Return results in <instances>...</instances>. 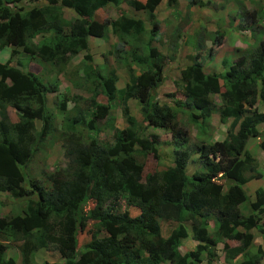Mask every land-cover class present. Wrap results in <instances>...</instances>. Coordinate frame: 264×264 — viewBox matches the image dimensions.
I'll list each match as a JSON object with an SVG mask.
<instances>
[{"label":"trees","instance_id":"1","mask_svg":"<svg viewBox=\"0 0 264 264\" xmlns=\"http://www.w3.org/2000/svg\"><path fill=\"white\" fill-rule=\"evenodd\" d=\"M160 1L0 0V49L10 48L9 59L0 61V192L22 200L20 211L0 214V264H17L6 255L7 242L18 249L20 264H33L36 252L49 248L61 260L42 264H211L218 249L229 264L261 263L263 245H256L255 252L251 247L253 228L264 239V221L258 222L264 215V187L255 190L251 201L243 185L263 176L247 144L263 135L259 105L264 108V29L258 45L246 49L223 73L204 72L202 58L192 55L174 80L183 99L160 102L155 90L164 80L165 57L153 45L159 25L153 13ZM187 3L204 7L210 2ZM121 4L145 12L146 19L133 12L94 18L99 9ZM176 5L177 0H167L168 7ZM65 8L74 12L72 19L64 17ZM243 11L245 23L261 18L255 9ZM262 18L264 23V13ZM111 34L116 42L108 52L126 72L122 87L113 68L94 63L87 53L91 35L108 40ZM37 35L39 41H34ZM224 40L225 33L215 30L214 45ZM20 48L58 66V72L67 56L84 52L83 74L100 88L92 89L89 98H70L66 85L62 99L55 97L59 112L69 101L81 99L84 104L61 124L66 166L45 179L27 175L25 184L23 167L57 129L46 97L58 94L60 86L57 79L44 82L37 73L12 65ZM100 94L106 103L97 100ZM130 99L139 105L140 122L130 111ZM114 100L121 104L125 127H116L109 113ZM8 108L16 120L9 118ZM178 111L196 125L198 143H189ZM214 112L221 123L231 119L223 138L207 137ZM103 118L111 132L100 139L97 121ZM143 126L170 132L172 145V164L146 174L144 163L148 155L158 154L159 137ZM256 147L264 151V137ZM194 153L199 168L188 174ZM225 181L231 184L226 187ZM243 202L248 203L247 214L241 212ZM89 223L92 239L79 247L78 234ZM186 238L194 244L188 251L180 248ZM229 240L238 244L231 246Z\"/></svg>","mask_w":264,"mask_h":264},{"label":"rangeland","instance_id":"2","mask_svg":"<svg viewBox=\"0 0 264 264\" xmlns=\"http://www.w3.org/2000/svg\"><path fill=\"white\" fill-rule=\"evenodd\" d=\"M144 1V0H140ZM178 4L175 7H168L167 0H161L154 10V15L159 22L158 33L156 39L153 41V45L156 46L165 56L163 70L164 80L161 85L157 87L156 99L160 102H169L172 104V100L175 98L183 99L181 93L175 89L174 80L179 77V71L184 64L190 60V55L198 53L203 62L204 72L223 73L226 66L235 62L240 54L245 53L246 49L249 50L252 46L254 48L258 45L261 37V31L264 29L263 13H264V0H204L210 2L208 6L200 7L199 10L190 17L188 14V6L181 8V5L187 3L188 0H177ZM254 2V3H252ZM27 3V1H26ZM16 6V5H15ZM14 6V7H15ZM190 6V5H189ZM197 6V5H195ZM18 7V6H16ZM255 9L259 13L261 18L257 19L256 23H245L242 19L245 17L243 10ZM242 11V14H241ZM135 13L143 19H146V13L143 11L134 12L126 4H121L119 8L113 5H107L99 9L94 18L98 21L110 17L116 18L120 13ZM64 17L66 19H72L75 15L71 9H64ZM242 23V25H240ZM220 29L225 33V40L220 46H215L213 42L214 30ZM247 36V39L244 37ZM39 35L34 38V41H39ZM116 42L115 37L111 34L108 40H104L101 37H90V48L87 51L89 55L93 57V62L99 65L106 64L109 68H113L118 75V87L124 86L127 81L126 72L124 67L116 62L114 56L108 51L112 50L113 43ZM234 42L237 45L234 46ZM245 45L247 46L245 49ZM18 52L14 54L11 59V64L19 67L23 71H31L37 73L42 81L48 82L53 79H57L59 82V92L49 93L46 97L48 108L54 113V122L56 124V130L53 135L48 137L45 142H41L39 149L34 154V157L29 164L23 167V173L25 176L24 184L28 176L39 177L45 179L46 174L50 171L58 170V168L65 167L67 159L64 154V147L62 141V126L61 124L67 120V117L75 116V109L83 108V101L77 99L76 103L68 102V106L63 112H59L56 106V99H62V89L64 86H68L69 95L71 98L73 95L81 96L82 98H89L93 93L92 89L100 91V88L95 86L91 80L85 78L83 55L84 52H79L75 55H69L64 62V68L58 72V66L53 63H47L41 58L36 56L30 57L23 52V50L17 49ZM10 48L4 47L0 49V61H6L9 59ZM226 62V65L223 64ZM57 97V98H55ZM215 103H219L218 96L213 97ZM97 100L106 103V97L100 94ZM111 103L110 115L114 117V124L118 128L126 126V122L121 114V104L118 100H114ZM130 111L138 122L142 121V116L139 110V105L135 104V101L129 100ZM259 110L264 112L263 106L259 105ZM8 116L14 121L16 120L15 113L12 109L8 108ZM177 119L180 126L186 129L189 143L195 144L199 142L200 134L195 124L190 122L186 112L178 111ZM105 118L97 121V125L102 128L98 137L105 139L110 137L109 129L104 126ZM231 119H228L225 123L219 121V115L214 112L210 118V128L208 129L207 137L210 139L223 138L226 135V128L229 126ZM147 133H156L159 137V152L157 155H148L144 163V174L153 172L155 170L162 169L172 164V145L170 132L164 130L162 127L156 126H143ZM39 125L36 123V129ZM264 137V124L260 125ZM251 138L248 141L247 148L258 153V158L262 163L263 151L256 147L258 142L263 138ZM208 139V138H206ZM256 157V155H255ZM139 158V157H138ZM257 159V161H258ZM139 161L144 162V159L139 158ZM259 162V161H258ZM199 168L197 161V154L194 153L187 165V173L191 174L194 170ZM225 186L231 184L229 181ZM264 184V178L253 179L243 185V188L251 201L254 199L255 190ZM224 190V189H223ZM4 192H0V214H8L11 212L20 211V205L22 200L17 201L12 199ZM122 204V203H121ZM248 203L243 202L240 205L241 212L247 214L249 209ZM124 206H122L123 208ZM130 213L134 215L135 209H129ZM214 220V219H212ZM264 221V215L258 220L259 224ZM91 224L89 223L87 228L80 231L78 234V245L83 246L92 239V232L90 230ZM210 228L213 229V222L211 221ZM254 242L251 247V251H256V245H263L264 239L260 232L253 228ZM229 245H237L238 243L232 240L227 241ZM7 257L12 256L16 259L17 264H20V256L18 249L13 243L7 242ZM221 247V246H220ZM182 250L188 251L194 248V244L190 238L183 239L181 242ZM218 255L216 259L211 261V264H229L223 261V253L221 249H218ZM219 256V257H218ZM264 258V257H263ZM61 257L57 251L49 249H40L36 252L33 264H42L43 261L49 263L60 261ZM264 262V261H263ZM201 264H206L202 262Z\"/></svg>","mask_w":264,"mask_h":264},{"label":"crops","instance_id":"3","mask_svg":"<svg viewBox=\"0 0 264 264\" xmlns=\"http://www.w3.org/2000/svg\"><path fill=\"white\" fill-rule=\"evenodd\" d=\"M179 2H180V0H179ZM203 2H205L204 0H203ZM252 3H254V2H252ZM177 4H178V1H177ZM184 6H188V14L190 15V17H192V15L193 14H195L199 9L198 8H200V6H195V5H190L189 6V4L188 3H184V4H182L181 5V8L182 7H184ZM205 8H206V6H204ZM75 15V14H74ZM215 31V30H214ZM245 39H247V36L246 37H244ZM235 45H237V43L236 42H234V46ZM242 44H239V45H237V46H241ZM246 45H245V49H246ZM191 61V55H190V60H188L187 61V63H189ZM186 63V64H187ZM183 67V66H182ZM181 67V68H182ZM253 152V154L254 155H256V158L258 159V158H260V156H258V153L257 152H254V151H252ZM263 154H264V152H263ZM264 159V156L262 157V160ZM258 161H259V163H260V160L258 159ZM260 178H264V173H263V176H261ZM260 178H257V179H260ZM262 187H264V184L262 185Z\"/></svg>","mask_w":264,"mask_h":264},{"label":"clouds","instance_id":"4","mask_svg":"<svg viewBox=\"0 0 264 264\" xmlns=\"http://www.w3.org/2000/svg\"><path fill=\"white\" fill-rule=\"evenodd\" d=\"M160 51V50H159ZM161 52V51H160ZM162 53V52H161ZM163 54V53H162ZM195 54V53H194ZM193 54V55H194ZM164 55V54H163ZM165 56V55H164ZM192 56V55H191ZM185 65V64H184ZM164 68H165V66H164ZM249 149V148H248ZM251 151V150H250ZM264 152V151H263ZM253 153V152H252ZM255 156V155H254ZM257 159V158H256ZM258 162V161H257ZM258 169H259V171L263 174L264 173V159L262 160V163L260 162H258ZM264 258L262 259V261H261V263L260 264H264Z\"/></svg>","mask_w":264,"mask_h":264}]
</instances>
